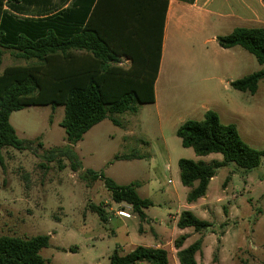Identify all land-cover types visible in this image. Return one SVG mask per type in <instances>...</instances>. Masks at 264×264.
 Masks as SVG:
<instances>
[{
  "label": "rangeland",
  "instance_id": "rangeland-1",
  "mask_svg": "<svg viewBox=\"0 0 264 264\" xmlns=\"http://www.w3.org/2000/svg\"><path fill=\"white\" fill-rule=\"evenodd\" d=\"M225 27L210 14L196 18L188 13L169 50L168 65L179 78L167 88L173 97L169 116L160 117L155 105L141 104L136 113L116 116L120 126L105 119L74 146L81 162L77 171L67 156L49 153L68 145L61 125L64 107L29 106L13 112L10 122L19 138L34 143L29 150H0V234L50 235L49 247L41 251L49 264H110L115 251L126 254L157 244L169 252L170 264H180L174 243L184 234L189 235L184 248L203 240L198 264H264V158L250 172L235 164L219 169L206 196L194 204L187 202L190 189L180 180V159L223 160L222 154L198 156L176 134L183 123L203 120L207 110L215 111L222 123L236 125L250 146L264 150V81L254 95L227 84L262 66L237 46L232 72L226 75L212 67L219 58L211 37L226 33ZM16 64L26 61L6 51L0 73ZM217 78L224 83L219 85ZM159 92L162 104L161 88ZM132 153L139 158H121ZM89 171L120 186L138 182L139 195L153 202L145 209L147 219L142 221L133 210L130 219L116 215L119 206L103 180H94ZM187 210L211 226L200 233L180 229L176 219Z\"/></svg>",
  "mask_w": 264,
  "mask_h": 264
},
{
  "label": "trees",
  "instance_id": "trees-1",
  "mask_svg": "<svg viewBox=\"0 0 264 264\" xmlns=\"http://www.w3.org/2000/svg\"><path fill=\"white\" fill-rule=\"evenodd\" d=\"M169 0H74L67 8L55 7L52 0H0V65L6 51L26 64L8 66L0 73V150L31 149L34 141L19 138L10 122L13 112L29 106H62L61 125L68 145L52 149L65 155L77 171L81 167L74 150L93 127L110 118L120 126L117 115L136 113L141 104L156 101L155 83L159 74ZM224 49L240 46L252 54L261 70L231 82V87L254 95L264 81V27H238L231 34L218 36ZM130 65L124 66L123 61ZM185 148L198 156L222 154L223 160L210 163L179 160L180 180L190 189L189 204L207 194L219 169L235 164L250 172L258 168L264 150L250 146L234 124H224L209 110L204 119L189 120L176 131ZM122 159H137L133 153ZM94 180L102 179L115 204H128L142 221L145 209L153 206L138 193V182L116 184L103 174L89 171ZM103 222L105 212L96 208ZM180 229L197 233L211 226L192 211H183ZM188 235L175 240L180 264H198L203 240L183 248ZM50 235L31 238L0 234V264H49L41 251L50 245ZM110 264H170L163 247L137 246L131 252L115 251Z\"/></svg>",
  "mask_w": 264,
  "mask_h": 264
},
{
  "label": "crops",
  "instance_id": "crops-1",
  "mask_svg": "<svg viewBox=\"0 0 264 264\" xmlns=\"http://www.w3.org/2000/svg\"><path fill=\"white\" fill-rule=\"evenodd\" d=\"M73 1L74 0H52V4L55 7L67 8L72 5ZM188 13H192L196 18H202L204 14H210L211 17H214L226 25L224 28L227 31L226 33L220 34L215 32L211 37V41L215 43L214 49L219 58L218 61H214L212 67L214 70L224 72L228 75L234 68L232 54L237 47L231 49L218 48L216 46V44H218L217 37L231 34L234 29L238 27L250 28L251 26L249 25L251 24H264V0H169L161 63L155 83L156 101L152 104L156 106L159 116L164 118L169 116L170 113L168 112L167 106L172 105L173 102V97L168 92L167 88L172 85V83L179 81L178 75L173 72L172 68L168 65V58L171 55L169 52L170 45L175 41L174 36L176 33L181 34V29L185 27ZM262 26L264 27V25ZM190 49L188 51H191ZM123 65H130L129 60H124ZM217 79H219V85L224 83L222 78ZM231 82L232 80L230 79L227 81V84H231ZM160 88L163 105L160 103ZM177 94L178 98L181 97V90L178 91ZM178 220L179 217H177L176 222H178ZM154 247L161 246L157 244Z\"/></svg>",
  "mask_w": 264,
  "mask_h": 264
},
{
  "label": "built area",
  "instance_id": "built-area-1",
  "mask_svg": "<svg viewBox=\"0 0 264 264\" xmlns=\"http://www.w3.org/2000/svg\"><path fill=\"white\" fill-rule=\"evenodd\" d=\"M119 208L116 211V215L119 217L125 218V219H130L132 218V207L128 204L122 203V204H117Z\"/></svg>",
  "mask_w": 264,
  "mask_h": 264
}]
</instances>
